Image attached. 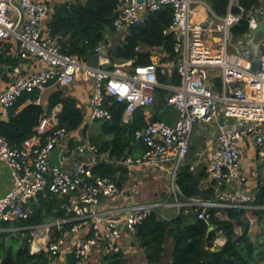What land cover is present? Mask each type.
Wrapping results in <instances>:
<instances>
[{
	"label": "built area",
	"instance_id": "obj_1",
	"mask_svg": "<svg viewBox=\"0 0 264 264\" xmlns=\"http://www.w3.org/2000/svg\"><path fill=\"white\" fill-rule=\"evenodd\" d=\"M52 1L18 0L15 5L14 0H0V39H15L22 58L34 55L46 65L43 70L17 78L0 92L3 114L7 115L26 94L36 91L41 94L53 84L70 86L81 77L94 85L89 121L111 120L107 102H117L126 105L124 120L129 122L140 108L154 104L159 88L169 89L172 94L167 97V104L178 111L177 123L172 126L163 121L151 122L136 132V139L147 150L141 157L128 158L126 163L168 171L177 200L176 203L163 200L134 203L118 210L106 208L107 203L123 198L126 190L111 177L95 173L100 161L97 146L87 143L67 148L66 165H51L53 151L65 142L70 132L68 124L60 123L58 113L52 111L40 119L34 135L20 146H13L5 136H0V161L10 167L13 177L11 190L0 198V224L29 219L31 202L50 192L64 199L61 208L69 216L65 222L71 223V227L53 241L44 240L41 249L55 261L72 251L77 264H88L97 248L104 258L122 252L123 228L133 230L153 214L165 220V211L174 206L193 210L197 219L208 224L213 209H254L255 199L246 191L240 143L249 141L264 160V37L256 41L261 59L259 70H251L255 58L251 45L253 29L264 21V1L248 13L241 7L239 15L229 11L225 17H219L205 0H144L143 3L116 0L113 24L118 31L142 24L148 11L166 7L173 10L172 25L165 32L174 35L179 86H164L159 82L158 75L168 74L169 66L157 62L133 66L129 61L116 64L109 71L65 54L47 23ZM234 1L230 0V8ZM198 6L207 10L206 20L199 19ZM14 8L18 12L16 16L11 14ZM244 13L249 31L234 42L232 28ZM97 51L103 54L106 49L99 46ZM198 124L217 128V146L206 167L214 198L179 201L177 173L186 163ZM77 156L90 158L78 160ZM196 169L195 165L190 166V171ZM115 213L124 215V224ZM74 236L77 238L70 246L69 240Z\"/></svg>",
	"mask_w": 264,
	"mask_h": 264
},
{
	"label": "trees",
	"instance_id": "obj_2",
	"mask_svg": "<svg viewBox=\"0 0 264 264\" xmlns=\"http://www.w3.org/2000/svg\"><path fill=\"white\" fill-rule=\"evenodd\" d=\"M205 1L219 17H225L229 11L239 15L241 7L248 13L261 2V0H235L230 8V0ZM115 5L116 0H85V3L56 6L50 27L62 51L93 66L95 60L99 59L98 47L104 46L109 52L107 57L109 63L104 68L112 71L116 64L129 61L133 62V66L150 65L153 62L151 51L155 48L162 49L168 56L162 62L171 63L174 68L166 75L159 74L158 80L164 86H179L181 77L177 71L174 35L165 32L172 25L173 10L166 7L160 11H148L142 24L132 26L127 31L125 40L113 45L109 35L118 32L113 24L116 16ZM247 13H244L243 18L232 28L234 40H238L249 31ZM10 63L12 66L17 64L13 61ZM171 94L172 91L163 87L157 90L152 107L154 111L152 123L165 121L164 118L169 112L167 97ZM39 96L40 93L36 91L21 97L9 113V123L2 124L4 128L0 130V135L5 136L12 145H19L31 137L41 117L50 115L59 105L63 107L58 116L59 121L67 123L69 131L79 130L83 126L87 129L88 126L85 125L87 114L78 107V99L67 97L63 90H57L50 95L48 106L45 107L35 104ZM28 100L32 103L17 114V109ZM107 106L112 118L102 123L101 135L94 136L91 139L92 143L99 146L100 152H110L112 158H125L126 151L131 149L132 143L136 141V132L147 126L144 112L142 110L136 112L131 122L125 124L123 116L126 105L107 102ZM101 136L111 139L100 142ZM76 145H79V142H71L69 147L74 149ZM119 170L123 169L113 164L102 163L94 171L96 174L115 179ZM207 176L206 171L194 174L190 172L189 166L181 168L178 183L183 194L187 198L195 195L204 197L206 192L199 189V184ZM118 184L122 185L121 181H118ZM38 198V201L31 205L33 210L31 217L18 222L15 224L16 227L30 228L43 225L49 219L67 218L66 212L61 208L64 199L50 192L45 196L40 194ZM254 205L257 208L253 210V214L258 218V224L262 229L256 240L251 237V224L247 219V212L236 208L228 209V219L223 220L216 218V210H212L210 224L197 219V216L192 214L181 213L170 221L160 219L158 214H153L136 227L135 237L144 249L149 264L164 262L168 239L173 241L171 261L168 264H264V209L258 208L264 205V188L257 196ZM3 226L11 227V223H4ZM210 226L215 227L213 232H209ZM237 226L242 227L241 234L236 233ZM70 227L71 223H64L62 230L57 231L52 240L62 236ZM218 233H223L227 242L222 247L213 249ZM19 234L24 235V238L12 236V233L0 232V264H49L50 260L45 251L31 253L30 231L24 230ZM103 264H129V262L121 252L105 258Z\"/></svg>",
	"mask_w": 264,
	"mask_h": 264
},
{
	"label": "crops",
	"instance_id": "obj_3",
	"mask_svg": "<svg viewBox=\"0 0 264 264\" xmlns=\"http://www.w3.org/2000/svg\"><path fill=\"white\" fill-rule=\"evenodd\" d=\"M264 1V0H261ZM78 2L85 3V0H54L50 3L51 5V11L50 14L47 17V23L50 25L52 21V16L54 12V8L58 5L63 4H76ZM235 2V1H234ZM231 3V2H230ZM14 4H18V0H14ZM197 15H199V19L206 20L207 17V10L204 7L198 6L196 8ZM12 16H16L18 14L17 10L14 8L11 12ZM127 31H118L112 35H109V39L113 45H117L120 42L125 40ZM233 37V35H232ZM264 36L259 35V39H262ZM234 40V39H233ZM237 40H234L236 42ZM258 41V39L256 40ZM20 46L19 43L15 39H8V40H2L0 39V65H1V72H0V92L5 91L9 85L14 82L17 78L24 77L33 73H36L40 70H43L46 68V65L42 62L41 59L37 58L34 55H29L26 58H22L20 54ZM153 55V62H157L162 65L169 66V72L174 68L171 63H164L162 62L165 58H167V54L162 49H153L152 51ZM105 52L103 54L99 55V59L95 60V64H92L94 67H102L105 69V65L108 64L107 57L104 56ZM10 57V58H9ZM109 60V59H108ZM10 61H13L17 63L15 66H12ZM19 68V70H17ZM168 72V73H169ZM181 85V84H180ZM94 85L93 82H84L82 78L80 77L75 81L74 84L70 86H60L57 84H53L49 86L43 93L40 94L39 98L36 100L35 104L37 105H43L45 107L48 106V99L52 93H54L57 90H63L64 94L67 97H74L78 99V107L81 108L85 114H87L85 119V125H87V129L84 128V126L79 130L70 131L68 137L66 138L64 143H61L58 147L63 148V152L61 155V164L66 165L65 158L67 155V148H70L71 142H79L80 144H92L99 148L97 144L92 143V138L94 136H100L101 135V127L102 123L106 121L102 120H95V121H89L88 115L90 113L89 108V100L93 91ZM31 100L26 101L23 105H21L16 113H20L26 106L31 104ZM168 106V104H167ZM152 106L149 107H143L140 108L138 111L144 112V118L146 123H151L152 118L154 116V111L152 109ZM14 106L11 108L13 109ZM62 105L57 106L53 111H56L59 114L62 111ZM11 109L9 110L7 115H4L2 110L0 109V130L4 128L2 124H8L10 121L9 113L11 112ZM167 109H169V112L167 113V116L164 118L165 123L169 125H175L179 119V113L174 108L168 106ZM137 111V112H138ZM163 112V111H162ZM42 118V117H41ZM134 118V115L132 116L131 120ZM125 122L124 116H123V122L125 124H129L131 122ZM93 127V130L91 131V128ZM36 128V127H35ZM82 130V131H80ZM35 131V129H34ZM217 128L215 125H203L198 124L194 128V132L191 138L190 142V150L189 154L186 158L185 166H193L195 165L197 167L195 172H192L194 174H197L198 172L206 171L208 174L206 167L209 164L212 154L217 146L216 141V134ZM34 135V134H33ZM32 135V136H33ZM2 136V135H0ZM111 139L110 137H99V141H107ZM23 143V142H22ZM21 143V144H22ZM142 142L137 140L132 143V148L126 151V157L124 158H117V157H111L110 152L102 153L100 152L99 156V163L97 166H99L102 163L105 164H113L116 167H121L123 170L117 171V174L114 179L117 183L118 181H121L122 185H120L123 189L126 190V194L123 198L118 200L117 202H109L106 204V208H113L114 210L121 209L125 206L134 204V203H148V202H154L158 200H163L167 202L176 203V196L173 193L172 189V179L171 175L168 171L156 168V167H149L141 164H130L126 163V160L128 158L135 159L138 157H141L145 151L144 148L146 147L143 143V146L141 144ZM19 145H13V146H20ZM77 146V145H76ZM76 148V147H75ZM241 148V163L243 167V171L245 173L246 177V191L252 196L255 201L257 199V196L261 194L262 189L264 188V160L260 159L257 154V149L253 144H251L249 141H243L240 143ZM100 150V148H99ZM147 150V147H146ZM90 156H77L78 160H88ZM180 171V170H179ZM176 178V184L179 188L178 193V200L179 201H185L187 197L183 194L179 183H178V174ZM99 175V174H98ZM102 176V175H99ZM108 177V176H103ZM118 180V181H117ZM13 186V177H12V170L10 167H8L6 164H4L2 161H0V198L4 197L12 188ZM212 183L210 182L209 175L203 179L199 184V189L201 191H205V196L202 197L201 195H195L192 196L193 198H201V199H211L214 198V191L212 189ZM211 192V193H210ZM44 196L46 194H43ZM39 197V196H38ZM190 197V198H192ZM39 198H36L33 200L30 204V208L32 209L31 205L33 203H36ZM255 203V202H254ZM256 209V205H252ZM261 209H264V205L258 207ZM254 209H239V210H245L246 212L251 210L253 212ZM216 210L215 216L216 218L223 220L228 219L227 210L228 209H213ZM212 212V210H211ZM33 213V210H32ZM181 213H184L186 215L192 214L194 216L195 213L193 210H189L186 207L179 209L178 207L174 206L173 208H169L165 211L167 219L165 221H170L176 217H178ZM219 213V214H218ZM115 217L117 219H121V224H124L122 219L124 218V215L122 216L118 215V213H115ZM247 216V213H246ZM67 218L69 216L67 215ZM49 219L45 224L34 226V227H16L15 224H17L20 221H14L9 222L11 223V227H4L3 224H0V232H7L12 233V236H20V232H23L24 230H29L30 235L32 237L31 240V253H38L40 251H44L43 248V241L48 239L50 241H53L52 238L56 234L57 231L62 230L63 224L66 223L65 220L67 219ZM158 218L162 219L158 216ZM257 218V217H256ZM164 220V219H163ZM258 220V218H257ZM250 221V220H249ZM253 221V220H251ZM8 223V222H5ZM257 225L258 221H257ZM242 230L241 226L236 227V233L241 234L240 231ZM135 230L136 227L132 230L128 227L123 228L121 240L120 243L122 245V253L127 258L129 264H149L146 261L145 257V251L140 246L139 242L137 241L135 237ZM21 238H24V235L20 236ZM252 237V234H251ZM76 236L71 237L69 240V245L72 246L73 243L76 240ZM253 238V237H252ZM227 242V238L223 233H218L217 238L214 240L213 249H218L222 247ZM170 245H172L173 249V241L172 239H168L166 242V255L165 260L162 264H168L165 263L166 256L170 252ZM72 251H69L63 255H61L56 261L50 260L49 264H69V261L67 259V254L71 253ZM172 252V250H171ZM121 253V252H120ZM48 255V254H47ZM171 256V255H170ZM49 257V255H48ZM105 261V258L102 256L101 251L97 248L93 251L88 264H103ZM77 264V259H76Z\"/></svg>",
	"mask_w": 264,
	"mask_h": 264
},
{
	"label": "water",
	"instance_id": "obj_4",
	"mask_svg": "<svg viewBox=\"0 0 264 264\" xmlns=\"http://www.w3.org/2000/svg\"><path fill=\"white\" fill-rule=\"evenodd\" d=\"M140 3H143L144 0H138ZM259 35H263L264 36V21H261L258 23L257 28L253 29V39L251 41V45L254 47L255 49V58L252 62V72H257L259 70V66L261 64V59H260V55H259V44L256 43V40L259 38ZM108 50L105 51L104 56L108 57ZM63 152V148L61 147H57L50 158V162L51 165L53 166H61V155ZM215 229L214 226H210L209 228V232H213ZM67 259L69 261V264H76V254L75 252H71L67 254Z\"/></svg>",
	"mask_w": 264,
	"mask_h": 264
},
{
	"label": "rangeland",
	"instance_id": "obj_5",
	"mask_svg": "<svg viewBox=\"0 0 264 264\" xmlns=\"http://www.w3.org/2000/svg\"><path fill=\"white\" fill-rule=\"evenodd\" d=\"M259 39V38H258ZM93 130V127L91 128V131ZM82 131V130H80ZM247 219L250 220V224H251V234L253 237V240H256L257 236L261 234V227L259 225H257V218L256 216L253 214V212L251 210L247 211ZM253 220V221H251ZM238 230L241 231L239 228ZM170 252L168 253V255L166 256V261L165 263H168L170 261V255H171V250H172V245H170Z\"/></svg>",
	"mask_w": 264,
	"mask_h": 264
}]
</instances>
